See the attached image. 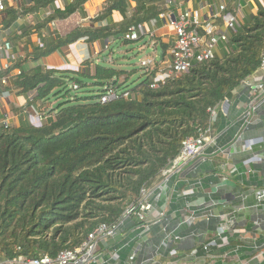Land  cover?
Instances as JSON below:
<instances>
[{
	"label": "trees",
	"instance_id": "obj_1",
	"mask_svg": "<svg viewBox=\"0 0 264 264\" xmlns=\"http://www.w3.org/2000/svg\"><path fill=\"white\" fill-rule=\"evenodd\" d=\"M89 1L25 0L21 12L7 6L3 13L1 29L11 48L26 45L25 56L0 71V80L9 78L7 87L0 83V94L24 96L28 109L45 107L49 117L40 123L23 119L8 129L0 122V263L22 256L57 258L81 246L99 226H118L127 208L140 201L141 191L162 179L183 143L209 127L208 110L229 99L260 69L264 6L259 2L257 13L231 34L226 52L157 90L151 88L157 69L142 68L144 81L128 90L131 73L91 60L79 72L39 65L83 39L90 44L130 43L124 40L129 27L157 18V4L165 0H107L90 26L46 40L43 31L49 24L68 19ZM56 2L64 9L55 8L36 26L14 27L21 17ZM114 12L123 16L122 23L111 21ZM33 35L42 44L32 42ZM28 64L35 66L27 70ZM15 71L20 73L13 75ZM109 87L131 95L102 103ZM96 88L100 91L90 94ZM61 94L65 101L54 107L52 97ZM206 245L199 248L200 255L220 253L218 247L205 250Z\"/></svg>",
	"mask_w": 264,
	"mask_h": 264
},
{
	"label": "crops",
	"instance_id": "obj_2",
	"mask_svg": "<svg viewBox=\"0 0 264 264\" xmlns=\"http://www.w3.org/2000/svg\"><path fill=\"white\" fill-rule=\"evenodd\" d=\"M106 1H89L68 19L49 24L43 36L48 41L65 36L74 27L90 26ZM222 1L160 2L157 5L161 13L144 23L149 33L143 37L148 38L155 51L161 48L160 58L166 59L175 46L176 37L168 20L162 19L161 15L172 12L178 16L182 11L190 10L205 21L216 12ZM257 2L264 6V0H235L230 6L239 13L242 23L245 21L243 10L249 9V15H255ZM24 3L25 0H9L7 6L21 12ZM55 8L64 9V5L56 2L53 7L25 15L14 27L19 30L26 25L36 26L49 17ZM5 16L0 14V71L25 56L24 42L20 43L21 48L5 50L8 36L1 29ZM123 20L118 12H114L111 18L116 24ZM152 22H155L154 26ZM64 25L70 27L66 33L61 30ZM31 40L37 45L42 44L38 35H33ZM111 44L106 41V48L109 49ZM102 50V41L90 44L83 39L43 58L39 65L57 71L79 72L87 60L98 64L97 57ZM34 66L28 64L25 68L29 70ZM19 73L17 71L15 75ZM255 77L263 82L264 72H259ZM229 101L227 110L221 114L219 127L214 131L215 143L204 155L178 175L160 179L149 187L150 199L155 206V212L150 215V229L139 232L134 227V219L125 218L119 225L117 235L100 244L92 264H171L174 259L170 251L173 248L177 249L178 257L188 264H264V204L256 196V191L264 187V105L260 106L253 122L247 126L243 122L249 103L247 88L242 85L235 90ZM27 102L26 97L17 96L15 92L0 94V122L11 106L15 111L22 112V119L40 123L33 116L32 109L27 108ZM240 136L251 141V149L245 143L234 145ZM161 212L164 213L162 217L159 216ZM205 214L210 215L209 220L203 217ZM191 216L196 217L193 223L189 221ZM220 226H225L226 231L222 238L217 239ZM174 237L178 238L176 242L170 241ZM213 240H219L220 253L200 255L199 248ZM131 256H134V261L130 260Z\"/></svg>",
	"mask_w": 264,
	"mask_h": 264
},
{
	"label": "built area",
	"instance_id": "obj_3",
	"mask_svg": "<svg viewBox=\"0 0 264 264\" xmlns=\"http://www.w3.org/2000/svg\"><path fill=\"white\" fill-rule=\"evenodd\" d=\"M9 0H0V14L7 10V3ZM176 0H166L168 4ZM235 0H229L228 2L222 1L216 12L211 15L205 21H202L199 14L190 10L182 11L178 16L171 13L162 14V19H167L170 27L173 28L176 43L170 53L165 58L147 59L141 63V67L145 72H156L154 78L151 81V88L157 90L162 84H165L168 80L179 78L194 68L197 64H204L210 62L216 58V51L223 43L226 46L229 43V39L232 33L236 32L240 26L239 13L230 6ZM155 22L151 25L154 26ZM149 33L147 25H132L124 35V40L129 42L139 41L141 37ZM5 50H11V45L5 43ZM10 66H6L4 70H7ZM17 72V71H15ZM15 72L13 75H15ZM259 72H264V51L261 57L260 69L251 78L243 82L248 90L249 103L245 109L243 115V122L247 126L253 122L254 116L257 113L260 106L264 105V81L260 82L255 79ZM0 83L7 87L9 84V78H2ZM77 89V86H74ZM235 92V91H234ZM129 92H117L114 87H109L108 92L102 96L101 102L108 103L119 97L129 98ZM229 99H226L221 105L210 108L208 110L210 114L209 127L200 132V135L195 138H188L184 143L182 150L178 157L162 172V180L169 179L175 175H178L184 168L189 166L195 160L201 158L206 150L215 143L214 124L217 119L229 106ZM33 116L39 122H43L47 116L40 110V107H32ZM13 117L9 112H6L2 118V125L8 129L12 127ZM238 143H245L247 148L251 149V141L244 140L242 136L237 139ZM150 188H144L141 191V199L136 205H131L127 208L124 218L135 217L139 223L136 226V230L139 232H146L150 229V215L155 212V206L151 201ZM256 196L261 204H264V187L256 191ZM164 213H159V216H163ZM207 220L210 219L209 214L203 215ZM122 220V221H123ZM190 222H195L196 217H189ZM121 224V223H120ZM119 224V225H120ZM119 225L109 227L105 224L99 226L83 244L75 249L66 250L61 252L57 258H51L50 256H42L39 258L19 257L15 260H5L0 264H92L96 260V255L99 250L100 244L109 238H113L117 235ZM225 226L218 228L217 239H220L225 234ZM176 238V239H175ZM174 241L178 239L173 238ZM209 247H219V240H213L205 246V250L208 251ZM177 249L173 248L170 251V256L173 258L171 264H188L187 261H182L178 257ZM131 261H134V256L130 257Z\"/></svg>",
	"mask_w": 264,
	"mask_h": 264
},
{
	"label": "rangeland",
	"instance_id": "obj_4",
	"mask_svg": "<svg viewBox=\"0 0 264 264\" xmlns=\"http://www.w3.org/2000/svg\"><path fill=\"white\" fill-rule=\"evenodd\" d=\"M243 13L245 15V21H248L250 19L249 15V9H244ZM244 21V22H245ZM70 27H61L62 32L66 33L67 30H69ZM102 54L97 57L98 64H102L106 67H111L119 70H124L132 74L128 84L127 89L131 90L135 88L137 85H140L143 80V69L141 67V63L144 60L147 59H154L156 60L160 59L162 55V50L159 48L157 51L154 50V47L151 45V42H149L147 37L141 38L139 41H134L130 43H124L122 40H115L112 42L109 49L106 48V41H102ZM221 54L223 52H226V46L222 43L218 50ZM216 54L217 56H220L219 53ZM100 89L96 88L94 92L90 94H97ZM65 98L63 94L52 97V105L54 107L58 106L60 103L64 102ZM45 107H42V110H45ZM9 113L14 118L12 122V126H18L23 120L21 117L22 112L15 111L13 107H9Z\"/></svg>",
	"mask_w": 264,
	"mask_h": 264
}]
</instances>
